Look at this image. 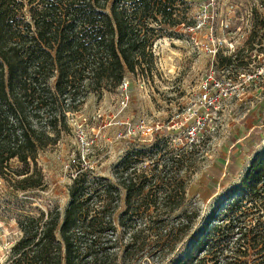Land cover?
I'll list each match as a JSON object with an SVG mask.
<instances>
[{
    "label": "trees",
    "instance_id": "1",
    "mask_svg": "<svg viewBox=\"0 0 264 264\" xmlns=\"http://www.w3.org/2000/svg\"><path fill=\"white\" fill-rule=\"evenodd\" d=\"M189 4L0 0V175L12 171L20 177L21 189L43 186V175L31 166L37 165L40 149L57 143L61 127L67 128V112L77 109L88 91L118 88L127 72H145V65L150 69L157 31L168 35L181 25ZM225 58L229 65L233 56ZM13 159L22 167L12 169ZM185 161L179 153L166 160L169 171L158 177L164 196L158 190L152 201L149 194L141 199L148 185L145 173L118 175L126 191L125 213L138 214L143 204L156 217L148 221L147 215L124 214L118 222L123 235L114 223L119 187L107 181L91 187L89 175L81 172L70 186L71 201L63 215L51 211L42 225L34 217L20 223L23 236L8 264H141L146 256L155 259L174 251L194 224L191 213L171 219L185 199L180 173ZM231 194L234 198L220 207L215 225L169 264H264V153ZM126 233L129 239L123 242Z\"/></svg>",
    "mask_w": 264,
    "mask_h": 264
},
{
    "label": "rangeland",
    "instance_id": "2",
    "mask_svg": "<svg viewBox=\"0 0 264 264\" xmlns=\"http://www.w3.org/2000/svg\"><path fill=\"white\" fill-rule=\"evenodd\" d=\"M187 8V18L183 16L184 22L170 34L157 31L150 69L145 65V72H127L126 89L120 85L88 91L84 102L67 112V128L61 127L57 143L40 149L37 165L31 166L32 172L43 175V186L21 189L16 182L20 177L12 171L0 175V264L12 261L13 246L23 236L22 221L34 217L42 225L51 211L64 214L70 186L81 172L89 175L91 187L101 181L119 187L114 223L120 235L124 228L118 222L124 214L147 215L153 221L156 217L150 215H155L143 204L138 214L125 213L126 191L118 175L145 173L148 185L141 199L149 194L152 201L158 190L164 196L159 172L168 173L164 164L174 153L186 160L180 170L186 194L171 219L191 213L193 229L174 251L155 259L146 256L141 264H158V257L160 264L177 261L215 225L220 207L234 198L232 191L256 156L264 153V75L259 74L264 67V0H190ZM231 54L236 55L226 65L225 57ZM209 67L217 76L231 78L236 87L214 108L198 106L199 87ZM249 74L256 76L248 81ZM196 109L202 116L199 128ZM10 166L18 169L22 164L13 159ZM128 239L126 233L123 242Z\"/></svg>",
    "mask_w": 264,
    "mask_h": 264
},
{
    "label": "built area",
    "instance_id": "3",
    "mask_svg": "<svg viewBox=\"0 0 264 264\" xmlns=\"http://www.w3.org/2000/svg\"><path fill=\"white\" fill-rule=\"evenodd\" d=\"M249 43V40L246 41V45L244 44V47L246 48L247 44ZM243 48V49H245ZM242 49V50H243ZM237 52H241V49ZM237 54V53H236ZM236 54H231L230 56H234ZM264 66V65H263ZM259 74L264 75V67H261L259 69ZM246 73H241V77L245 78ZM251 75V77H250ZM256 75L249 74L248 81L253 80L252 78ZM129 81H123L121 84V87L126 89L128 88ZM200 96H199V105L207 108H214L217 107L218 104L224 102L228 98L232 96L233 93L236 92V87L234 85V82L231 80V78H228L227 80L224 79V77H219L216 75V72L213 67H209L202 79V82L200 84ZM200 109L195 110V116L198 117L197 119V128H199L201 125V118L200 115ZM200 116V117H199ZM144 124V123H142ZM200 125V126H199ZM143 126V125H142ZM152 130V128H149ZM195 134V130L193 131ZM194 136V135H193Z\"/></svg>",
    "mask_w": 264,
    "mask_h": 264
},
{
    "label": "bare ground",
    "instance_id": "4",
    "mask_svg": "<svg viewBox=\"0 0 264 264\" xmlns=\"http://www.w3.org/2000/svg\"><path fill=\"white\" fill-rule=\"evenodd\" d=\"M171 68V67H170Z\"/></svg>",
    "mask_w": 264,
    "mask_h": 264
}]
</instances>
